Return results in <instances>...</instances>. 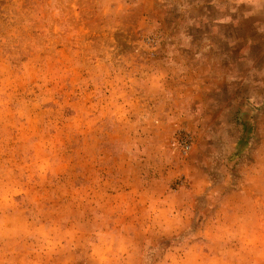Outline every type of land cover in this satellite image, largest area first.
<instances>
[{
  "label": "rangeland",
  "instance_id": "374dc122",
  "mask_svg": "<svg viewBox=\"0 0 264 264\" xmlns=\"http://www.w3.org/2000/svg\"><path fill=\"white\" fill-rule=\"evenodd\" d=\"M0 264H264V0H0Z\"/></svg>",
  "mask_w": 264,
  "mask_h": 264
}]
</instances>
